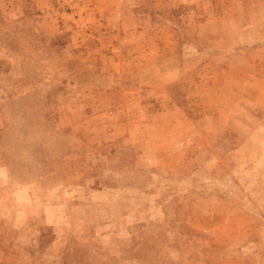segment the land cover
<instances>
[{
  "label": "rangeland",
  "instance_id": "rangeland-1",
  "mask_svg": "<svg viewBox=\"0 0 264 264\" xmlns=\"http://www.w3.org/2000/svg\"><path fill=\"white\" fill-rule=\"evenodd\" d=\"M0 264H264V0H0Z\"/></svg>",
  "mask_w": 264,
  "mask_h": 264
}]
</instances>
